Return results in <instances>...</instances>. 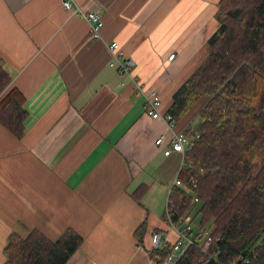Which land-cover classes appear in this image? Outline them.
<instances>
[{
  "label": "crops",
  "instance_id": "1",
  "mask_svg": "<svg viewBox=\"0 0 264 264\" xmlns=\"http://www.w3.org/2000/svg\"><path fill=\"white\" fill-rule=\"evenodd\" d=\"M220 1L73 0L70 12L63 0H0V57L28 114L22 138L0 122V264L12 235L56 242L69 229L84 241L67 264H156L151 234L176 239L167 207L186 162L147 97L169 111L208 57ZM85 12L101 16L100 39ZM115 42L135 63L129 75ZM207 102L176 133L198 125Z\"/></svg>",
  "mask_w": 264,
  "mask_h": 264
},
{
  "label": "trees",
  "instance_id": "2",
  "mask_svg": "<svg viewBox=\"0 0 264 264\" xmlns=\"http://www.w3.org/2000/svg\"><path fill=\"white\" fill-rule=\"evenodd\" d=\"M217 20L207 59L167 112L179 123L208 100L201 122L185 131L196 139L180 176L186 185L195 178L197 188L175 189L169 205L174 221L191 212L198 231L210 228L212 246L207 255L190 248L178 264H264V0H221ZM5 65L0 57V122L22 138L25 98ZM83 241L72 229L56 242L33 230L12 235L5 254L8 264H67Z\"/></svg>",
  "mask_w": 264,
  "mask_h": 264
},
{
  "label": "built area",
  "instance_id": "3",
  "mask_svg": "<svg viewBox=\"0 0 264 264\" xmlns=\"http://www.w3.org/2000/svg\"><path fill=\"white\" fill-rule=\"evenodd\" d=\"M63 6L65 10L70 12H77L79 9L75 7L73 0H63ZM81 12V11H80ZM84 17L89 21L90 24V35L92 39H100L102 34V29L104 23L101 16L94 12L83 13ZM110 51L112 53L115 62L117 63L118 71L121 75H129L130 70L134 66V61L131 58L125 57L124 53L120 49L118 43H112L110 46ZM175 54L169 57V60L175 58ZM142 90V87H139ZM148 102V115L152 118L163 117L168 124L170 131L175 132V135L171 141V152L181 153L186 155L188 151L192 149L194 139L190 134L176 133L177 122L174 117L165 113L162 114V100L157 94H152L147 97ZM197 138H199L197 136ZM162 140L158 142L161 143ZM197 180L193 178L191 180V185H186L181 179L180 174L177 175L171 193H174L175 189H184L186 192L193 193L197 188ZM195 202L199 203V199L195 197ZM167 217L168 223L170 225V231L176 234V239L171 241L168 234H164L160 231H154L151 234V251L150 253H155L156 264H178L181 258L186 254V252L192 247H198L202 250L204 255H207V251L212 246L211 230L210 228H204L198 231L193 225V213H189L184 219L179 221H174L170 214V205L168 203L167 207ZM143 249L142 247H139ZM160 252H167V255L162 256ZM232 264H237L233 262Z\"/></svg>",
  "mask_w": 264,
  "mask_h": 264
}]
</instances>
